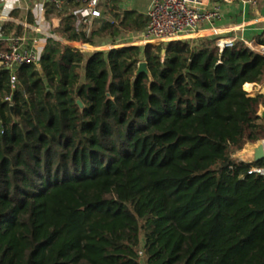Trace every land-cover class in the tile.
Masks as SVG:
<instances>
[{
	"label": "trees",
	"instance_id": "16d2710c",
	"mask_svg": "<svg viewBox=\"0 0 264 264\" xmlns=\"http://www.w3.org/2000/svg\"><path fill=\"white\" fill-rule=\"evenodd\" d=\"M120 4L89 33L74 14L58 32L143 31ZM161 44L86 54L49 39L38 64L0 66V264H264V160L234 157L264 139V94L249 92L264 53Z\"/></svg>",
	"mask_w": 264,
	"mask_h": 264
},
{
	"label": "crops",
	"instance_id": "0c3cea01",
	"mask_svg": "<svg viewBox=\"0 0 264 264\" xmlns=\"http://www.w3.org/2000/svg\"><path fill=\"white\" fill-rule=\"evenodd\" d=\"M105 2L106 0L102 2L100 8L102 16L109 14ZM150 2L151 0H121L120 7L146 15ZM82 7L83 4L76 0H66L65 6L61 10L50 5L44 8L40 1L0 0V50H7L10 46V38L15 35L25 38L26 42L36 41L41 56L49 39L69 44L81 50L85 47L97 48L92 46L93 44L90 46V43L67 41L58 32L63 18L68 14L75 15V11ZM214 7L220 8L221 18L212 22H202L198 32L184 40L199 42L208 39L215 40L217 44V40L221 37L236 38L237 41L245 43L248 47V43L252 44L254 51L261 52L264 46L258 43V39L264 36V0H209L206 8ZM4 26H6L5 31L8 32L7 36H3ZM127 40L129 41V39H124V44ZM116 42L111 43L109 50L123 47L117 46ZM103 44L105 43L103 42ZM252 84L255 86L254 89L250 91L246 89L247 91L264 94V81L260 84Z\"/></svg>",
	"mask_w": 264,
	"mask_h": 264
},
{
	"label": "built area",
	"instance_id": "2783aa9c",
	"mask_svg": "<svg viewBox=\"0 0 264 264\" xmlns=\"http://www.w3.org/2000/svg\"><path fill=\"white\" fill-rule=\"evenodd\" d=\"M40 1L43 7L50 5L57 10L63 9L66 0H29ZM83 7L75 11L76 27L83 30L87 27L92 17H101V4L104 0H76ZM209 0H151L147 9L148 23L146 28L140 32V43H169L184 40L196 34L204 21L212 22L220 19L222 14L219 7L207 9ZM236 38H219L217 46L223 52L226 48L235 46ZM36 41L26 42L25 38L18 35L10 38V46L7 50H0V66L14 71L24 64H38L41 53ZM126 45V44H125ZM249 47L252 44L248 43ZM256 46V44H255ZM116 47V46H114ZM113 47V48H114ZM257 47V46H256ZM261 52L264 53V47ZM12 87L17 84L16 75H12ZM10 99V98H8ZM253 171L264 175V167H255ZM143 250H140V254Z\"/></svg>",
	"mask_w": 264,
	"mask_h": 264
},
{
	"label": "water",
	"instance_id": "95a60500",
	"mask_svg": "<svg viewBox=\"0 0 264 264\" xmlns=\"http://www.w3.org/2000/svg\"><path fill=\"white\" fill-rule=\"evenodd\" d=\"M126 43H129L127 40ZM125 46H132V45H124ZM122 48V47H121ZM165 50H163V53ZM142 72H148L147 63L145 61L139 64L137 74H141ZM78 104L83 107V103L79 100ZM259 114L262 118H264V109H261ZM235 158L241 162L247 164H254L264 160V140H260L256 143H247L243 149H241L235 156Z\"/></svg>",
	"mask_w": 264,
	"mask_h": 264
},
{
	"label": "rangeland",
	"instance_id": "374dc122",
	"mask_svg": "<svg viewBox=\"0 0 264 264\" xmlns=\"http://www.w3.org/2000/svg\"><path fill=\"white\" fill-rule=\"evenodd\" d=\"M101 17H107V18H112V16H110V14H105L104 16H101ZM101 17H97V18H101ZM95 18H91L90 21L88 22V25H87V31L88 33L94 28L96 27V24L94 22ZM140 32H137V33H129V34H125L123 37L121 38H118V42H116L115 44H117V46H124L125 44H130V45H139V46H144L146 44H143V43H140V36H139ZM129 39L130 43H125L124 44V39ZM105 44H103V42H99L97 44H93L92 46H95L97 48H88V47H85V48H82L83 51H85V53H90L92 50H105V51H108L110 48V45H111V42H104ZM137 43V44H135ZM113 44V43H112ZM153 44H160V43H153ZM161 45H163L164 47H166L167 43H162ZM91 46V44H90ZM165 50V49H164ZM165 54V52L163 53Z\"/></svg>",
	"mask_w": 264,
	"mask_h": 264
}]
</instances>
